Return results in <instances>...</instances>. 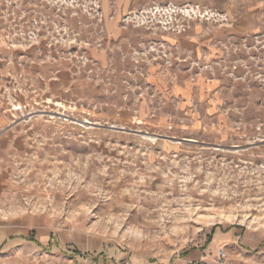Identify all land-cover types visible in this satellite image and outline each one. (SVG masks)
Listing matches in <instances>:
<instances>
[{
	"label": "rangeland",
	"instance_id": "rangeland-1",
	"mask_svg": "<svg viewBox=\"0 0 264 264\" xmlns=\"http://www.w3.org/2000/svg\"><path fill=\"white\" fill-rule=\"evenodd\" d=\"M216 225L264 260V0H0V264H165Z\"/></svg>",
	"mask_w": 264,
	"mask_h": 264
},
{
	"label": "crops",
	"instance_id": "crops-1",
	"mask_svg": "<svg viewBox=\"0 0 264 264\" xmlns=\"http://www.w3.org/2000/svg\"><path fill=\"white\" fill-rule=\"evenodd\" d=\"M209 238L210 241L208 239L206 244L197 249L193 254H188L183 257L177 256L173 261L165 264H182L186 258H198L204 255L209 257L217 253L221 248L228 250L235 264H262L264 262L253 251L255 247V236L248 231L241 232L236 227L223 228L216 225L214 233ZM128 258L129 255L123 253L117 259H114L112 256H103L100 257L99 261L106 260L110 264H127L129 262Z\"/></svg>",
	"mask_w": 264,
	"mask_h": 264
},
{
	"label": "built area",
	"instance_id": "built-area-1",
	"mask_svg": "<svg viewBox=\"0 0 264 264\" xmlns=\"http://www.w3.org/2000/svg\"><path fill=\"white\" fill-rule=\"evenodd\" d=\"M182 264H235V261L226 248H221L209 257L204 255L198 258H186Z\"/></svg>",
	"mask_w": 264,
	"mask_h": 264
},
{
	"label": "trees",
	"instance_id": "trees-1",
	"mask_svg": "<svg viewBox=\"0 0 264 264\" xmlns=\"http://www.w3.org/2000/svg\"><path fill=\"white\" fill-rule=\"evenodd\" d=\"M215 227H216V226H214V227L212 228V230H211V232H210V236L214 233V231H215ZM209 241H210V238H209Z\"/></svg>",
	"mask_w": 264,
	"mask_h": 264
}]
</instances>
